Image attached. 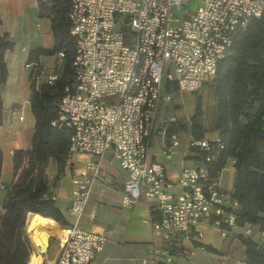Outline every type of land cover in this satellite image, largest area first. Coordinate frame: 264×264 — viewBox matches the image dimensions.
<instances>
[{
  "label": "built area",
  "instance_id": "obj_1",
  "mask_svg": "<svg viewBox=\"0 0 264 264\" xmlns=\"http://www.w3.org/2000/svg\"><path fill=\"white\" fill-rule=\"evenodd\" d=\"M184 0H70V33L75 39V80L59 100V118L73 129L69 155L111 152L127 170L123 202L141 196L151 200L159 217L151 221L152 233L162 241L141 264H172L189 250L185 239L201 237L200 224L234 226L237 202L210 176L208 162L215 147L188 134L187 147L204 154L195 167L183 168L175 182L166 178L164 165L148 157L149 131L156 111L161 119L170 93L164 82L178 92L194 91L213 79L217 62L231 44V33L244 29L250 17H260L264 0H203L194 10L183 9ZM63 53L54 55L47 69L40 60L26 59L23 67L35 80L51 83ZM22 116L19 115V119ZM160 121V120H159ZM174 122V118H171ZM162 123L161 133L165 134ZM163 139L162 154L169 157L177 146L171 133ZM97 162L87 161L71 173L68 212L83 214ZM176 185L177 191L167 188ZM3 188V185H0ZM94 217V211L88 213ZM56 237V264H90L105 242L102 233L72 224ZM244 235H252L249 224ZM240 264H245L243 261Z\"/></svg>",
  "mask_w": 264,
  "mask_h": 264
},
{
  "label": "trees",
  "instance_id": "obj_2",
  "mask_svg": "<svg viewBox=\"0 0 264 264\" xmlns=\"http://www.w3.org/2000/svg\"><path fill=\"white\" fill-rule=\"evenodd\" d=\"M38 16L47 18L53 38L51 47L36 46L28 49L27 59L39 60L41 56L62 52V60L55 68V79L49 83L30 81L29 108L34 118L30 144L12 151L13 180L3 185L6 192L0 206V264H33L37 248L31 253L30 234L26 230L29 212L51 217L61 227H66L60 208L52 196L54 181L46 176L50 160L63 170L69 155L72 127L59 118V100L70 90L75 80L73 60L75 39L70 33V0H35ZM1 23V16H0ZM14 37L0 33V123L2 119L1 91L4 89L8 69L5 52L13 47ZM211 88L215 110L208 128L197 120L196 107L189 121L188 133L193 139L204 138L208 130L215 131V147L208 162V172L218 177L228 157L233 158L235 178L228 192L237 202L233 210L234 226L249 224L258 233L239 235L245 247V264H264V12L260 17H250L244 29L231 33V44L217 62L213 79L206 81ZM177 90L174 83L164 82V91ZM161 106L155 118L160 114ZM180 125L178 128L183 129ZM177 132L175 121L165 127V135ZM202 159L204 154L196 152ZM2 153L0 151V175ZM151 221L159 217L154 203L149 205ZM227 230L232 228L222 224ZM29 236V237H28ZM52 238L49 239V242ZM53 264H56L55 262Z\"/></svg>",
  "mask_w": 264,
  "mask_h": 264
},
{
  "label": "crops",
  "instance_id": "obj_3",
  "mask_svg": "<svg viewBox=\"0 0 264 264\" xmlns=\"http://www.w3.org/2000/svg\"><path fill=\"white\" fill-rule=\"evenodd\" d=\"M0 16V33L8 32L15 39L13 47L5 52L8 75L1 91L0 183L8 185L13 180L12 151L29 146L34 125L29 108L30 81L23 63L27 59L29 48L51 47L53 38L50 22L47 18L38 16L35 0H0ZM39 60L47 69L54 64V55L41 56ZM19 115L22 116L21 119ZM157 120H152L149 131L148 157L160 161L164 165L167 180L175 182L183 168L195 167L201 159L197 157L194 148L186 146L188 135L186 140L179 139L177 132V146L169 157H165L162 154L163 139L167 140L168 136L161 133L162 125ZM204 138L216 140L218 135L215 131L208 130L204 133ZM87 161L97 162L100 173L91 186L83 214L76 219L68 212L73 188L71 173ZM46 176L54 181L52 196L67 222L66 226L76 224L79 228L105 236L104 244L90 264H141L143 258L161 246L162 241L152 233L149 205L153 202L143 196L133 203L123 202V182L128 178V172L111 152L101 156L81 152L71 154L60 173L57 171L56 162L50 160L46 167ZM234 178L233 158L228 157L219 173V186L231 192ZM167 189L177 191L178 187L173 185ZM5 192L6 188H0V202ZM91 210L94 211L93 218L88 215ZM1 213L0 206V215ZM58 226L61 227L59 224ZM198 228L202 231L201 237L183 240L182 244L189 253L176 258L172 264H240L244 261L245 247L239 237L243 227L233 226L225 234L220 227L212 224H200ZM254 229L253 234L257 238L258 233ZM29 234L34 249L38 248V244L42 246L39 239L30 232ZM49 237L52 239L47 244L41 264H53L57 257L58 245L53 251L57 238Z\"/></svg>",
  "mask_w": 264,
  "mask_h": 264
},
{
  "label": "rangeland",
  "instance_id": "obj_4",
  "mask_svg": "<svg viewBox=\"0 0 264 264\" xmlns=\"http://www.w3.org/2000/svg\"><path fill=\"white\" fill-rule=\"evenodd\" d=\"M202 1L203 0H184L183 9L186 11L194 10L197 6L201 5ZM196 107H198L197 120L205 128H208L215 110V100L208 83H203L194 91L178 92L175 90L171 92L170 98L164 106L162 117L161 119L158 118L157 122L162 125L164 122L170 123L171 118H174L177 126L178 138L186 140L189 121L194 114ZM180 125H184L185 127L180 129L178 128ZM207 136H209V134ZM49 238L51 237L46 238L44 241L45 246L49 243ZM30 244L32 251L34 250V247L31 241ZM57 245V241L54 242L53 251L57 248Z\"/></svg>",
  "mask_w": 264,
  "mask_h": 264
},
{
  "label": "bare ground",
  "instance_id": "obj_5",
  "mask_svg": "<svg viewBox=\"0 0 264 264\" xmlns=\"http://www.w3.org/2000/svg\"><path fill=\"white\" fill-rule=\"evenodd\" d=\"M25 226L26 230L41 241L43 247H45L44 241L49 236L62 237L63 239V228L59 227L51 217H44L37 213L29 212L26 216ZM43 257L37 248V255L33 264H41Z\"/></svg>",
  "mask_w": 264,
  "mask_h": 264
},
{
  "label": "water",
  "instance_id": "obj_6",
  "mask_svg": "<svg viewBox=\"0 0 264 264\" xmlns=\"http://www.w3.org/2000/svg\"><path fill=\"white\" fill-rule=\"evenodd\" d=\"M47 244V243H46ZM37 247H38V251H40L41 252V254L43 255V256H45V254H46V249H47V245L45 246V247H43V246H41V245H37Z\"/></svg>",
  "mask_w": 264,
  "mask_h": 264
}]
</instances>
